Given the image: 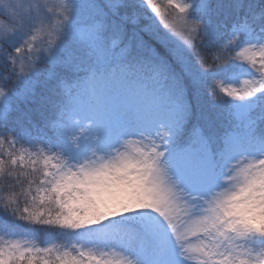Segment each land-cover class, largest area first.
Segmentation results:
<instances>
[{"label":"snow or ice","instance_id":"snow-or-ice-1","mask_svg":"<svg viewBox=\"0 0 264 264\" xmlns=\"http://www.w3.org/2000/svg\"><path fill=\"white\" fill-rule=\"evenodd\" d=\"M0 264H264V0H0Z\"/></svg>","mask_w":264,"mask_h":264},{"label":"rangeland","instance_id":"rangeland-1","mask_svg":"<svg viewBox=\"0 0 264 264\" xmlns=\"http://www.w3.org/2000/svg\"><path fill=\"white\" fill-rule=\"evenodd\" d=\"M53 2L55 3V2H56V0H53Z\"/></svg>","mask_w":264,"mask_h":264}]
</instances>
